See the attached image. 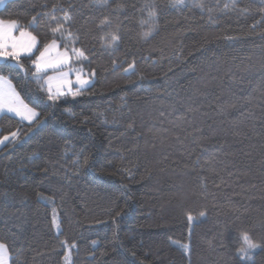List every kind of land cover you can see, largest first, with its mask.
Returning <instances> with one entry per match:
<instances>
[{
    "label": "trees",
    "instance_id": "trees-1",
    "mask_svg": "<svg viewBox=\"0 0 264 264\" xmlns=\"http://www.w3.org/2000/svg\"><path fill=\"white\" fill-rule=\"evenodd\" d=\"M226 2L204 0L203 13L169 0L4 5L0 19L18 20L39 43L21 57L27 72L0 74L46 120L25 137L27 123L0 116L1 137L21 133L0 149V243L10 264H64V241L76 245L70 264H237L243 233L262 245L248 264H264V0H238L246 12L220 11ZM69 5L87 57L72 66L90 86L52 106L32 60L52 39L51 16L63 22ZM151 6L158 30L144 40ZM105 17L121 37L111 53L96 27Z\"/></svg>",
    "mask_w": 264,
    "mask_h": 264
},
{
    "label": "snow or ice",
    "instance_id": "snow-or-ice-1",
    "mask_svg": "<svg viewBox=\"0 0 264 264\" xmlns=\"http://www.w3.org/2000/svg\"><path fill=\"white\" fill-rule=\"evenodd\" d=\"M5 3L6 0H0V6L5 5ZM97 3L100 7H109V0H97ZM189 3H191V7L198 8L201 13L204 12V0H169V7L183 9L184 7H189ZM237 3L238 0H229V2L223 5V9H220V11H247L246 9H238ZM56 7V5H53V9ZM72 7L73 5H69L67 9H64L63 22L58 20L55 15L51 16V21H54L57 25L51 28L52 39L43 45V50H40L39 55L32 60V67L35 69V72L32 74L33 79H35L39 86V92H46L47 101H50L52 106H56L62 98L66 99L69 96L75 100L76 97L83 95L85 90L90 86L89 75L84 71L83 67L73 68L72 66L74 62L78 63L81 60L87 59L85 51L75 46L80 42V35L78 32H73L71 29L73 17L70 15V10ZM116 7L119 9L122 6L117 4ZM146 7H148V5H146ZM158 17L159 10L151 6L148 11L150 26L147 31L142 32V39H150L158 30V24L156 23ZM208 19L209 22H214L212 8H208ZM36 20L37 17L33 16L29 21V26H32ZM144 23H146V21H141L142 25ZM66 25H68V27H66ZM49 26L51 27V23ZM96 27L101 32L99 37L101 47L110 53L116 51L121 41L119 29L117 28L115 31L111 30V21L107 17L101 19ZM16 30H19V37L14 35ZM61 42L63 43L62 48ZM38 43L37 36L26 29L20 28L18 20L0 19V73L10 72L13 68H18L21 72H27L28 69H26L21 62V57L33 54L34 49H37ZM69 43H71V47H69ZM9 62L15 63L11 64ZM112 65L115 69L119 65V61L113 59ZM134 66V62L129 63L123 71L128 73ZM65 68L68 70L63 71ZM49 70L55 71L58 74L55 77L46 75ZM72 74H75V80L69 78ZM94 75L95 70L92 72V76ZM41 80H43V83H41ZM54 81L56 82L55 88L53 87ZM5 85L7 87H5ZM44 85H47V88H45ZM74 85L75 89L73 87ZM37 99H39V97H37ZM66 111H68V109H66ZM8 114H11L9 118L17 117L20 121H27L28 132L23 133L25 137L33 131L34 127L46 123V120H41L40 114L36 111L35 107H30L28 103H25L24 100L21 99L20 94L12 87L8 76L0 74V115ZM62 134V130L52 129V135L62 136ZM5 142H9L15 147L21 142V133L19 131H13L9 135L0 138V146H4ZM74 163L80 165L79 156ZM82 166L86 169L91 168L90 157H84ZM201 180L203 181V177H201ZM43 199L44 198L41 197V200ZM116 215L120 216L121 213H117ZM200 215L203 216L204 213L201 212ZM187 220L191 229L194 223V217L189 214ZM52 227L55 228L59 234L60 225L55 214L52 218ZM241 241V247L236 252L237 264H248V262L252 260L253 254L256 250L260 249L262 245L255 242L248 233L242 234ZM62 243L65 247V264H70V249L76 247V245L73 243L69 246L67 241ZM95 243L96 242L93 241L94 246ZM183 248L187 254L189 245L184 244ZM6 252V245L0 243V264H5Z\"/></svg>",
    "mask_w": 264,
    "mask_h": 264
},
{
    "label": "crops",
    "instance_id": "crops-1",
    "mask_svg": "<svg viewBox=\"0 0 264 264\" xmlns=\"http://www.w3.org/2000/svg\"><path fill=\"white\" fill-rule=\"evenodd\" d=\"M8 1H10V0H6V3H7ZM6 3H5V4H6ZM3 7H4V5H3V6H0V10H1ZM14 35H15L16 37H19V31L16 30V31L14 32ZM35 51H36V49H34L33 54H34ZM31 55H32V54H31ZM31 55H30V56H31ZM22 57H28V56L26 55V56H22ZM67 70H68L67 68L63 69V71H67ZM51 72H54V73L51 74V75H49V76H53V75H57V74H58L57 72L52 71V70H49L47 73H51ZM44 86H45V88H47L46 85H44ZM5 87H7V86L5 85ZM1 116H2V115H1ZM15 118H16V117H15ZM5 264H10V263H9V256H8L7 252L5 253Z\"/></svg>",
    "mask_w": 264,
    "mask_h": 264
},
{
    "label": "rangeland",
    "instance_id": "rangeland-1",
    "mask_svg": "<svg viewBox=\"0 0 264 264\" xmlns=\"http://www.w3.org/2000/svg\"><path fill=\"white\" fill-rule=\"evenodd\" d=\"M56 75H53V77H55ZM70 79H72V80H75V74H72V75H70V77H69ZM12 85V84H11ZM55 86H56V82L54 81L53 82V87L55 88ZM12 87H13V85H12ZM46 87H47V85H46ZM73 87H75V85L73 86ZM8 115H11V114H8ZM1 116V115H0ZM17 118V117H16ZM18 120H19V118H17ZM22 122H24V123H27V121H22ZM9 135V134H8ZM3 137V136H2ZM1 136H0V138H2ZM7 144H11V143H9V142H5V145H7ZM4 145V146H5ZM4 146H0V149H2V147H4ZM55 229V228H54ZM55 231L57 232V230L55 229ZM64 264H65V261H64Z\"/></svg>",
    "mask_w": 264,
    "mask_h": 264
}]
</instances>
